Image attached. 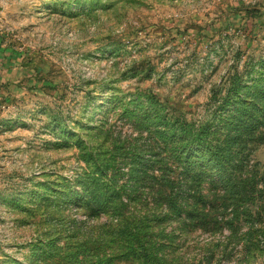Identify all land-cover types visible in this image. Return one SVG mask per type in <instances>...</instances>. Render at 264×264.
<instances>
[{"label":"rangeland","instance_id":"1","mask_svg":"<svg viewBox=\"0 0 264 264\" xmlns=\"http://www.w3.org/2000/svg\"><path fill=\"white\" fill-rule=\"evenodd\" d=\"M262 60L264 0H0V264L96 260L108 247L86 239L109 216L64 196L82 190L84 144L101 146L93 126L107 118L108 138H132L118 113L145 91L203 119L213 90ZM251 162V189L207 206L220 224L153 227L154 264H264V141Z\"/></svg>","mask_w":264,"mask_h":264},{"label":"trees","instance_id":"2","mask_svg":"<svg viewBox=\"0 0 264 264\" xmlns=\"http://www.w3.org/2000/svg\"><path fill=\"white\" fill-rule=\"evenodd\" d=\"M256 65L235 69L226 84L213 90L203 119L176 113L156 93L145 91L118 113L132 119L137 130L132 138H108L105 133L116 123L107 118L93 126L92 132L103 136V147L82 146L88 163L78 178L82 190L64 193L71 198L82 192L80 201L88 203L89 214L109 216L103 223L107 229L86 239L108 247L90 264H116L124 257L154 264L159 256L148 244L164 239L162 232H153L156 224L181 218L215 226L221 217L207 206L216 207L218 198L226 206L236 193L251 189L256 172L251 152L264 141V60ZM108 140L113 148L104 147Z\"/></svg>","mask_w":264,"mask_h":264}]
</instances>
